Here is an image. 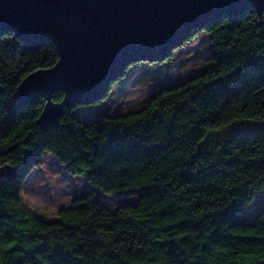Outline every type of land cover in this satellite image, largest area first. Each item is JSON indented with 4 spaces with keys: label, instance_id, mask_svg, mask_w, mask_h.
I'll list each match as a JSON object with an SVG mask.
<instances>
[{
    "label": "trees",
    "instance_id": "trees-1",
    "mask_svg": "<svg viewBox=\"0 0 264 264\" xmlns=\"http://www.w3.org/2000/svg\"><path fill=\"white\" fill-rule=\"evenodd\" d=\"M261 19L249 8L205 21L196 30L213 44L205 68L138 110L81 121L76 104L43 127L36 121L45 98L20 104L13 93L27 74L57 61L55 44L25 49L1 31L0 167L23 166L26 151L29 159L0 178V264H264V207L252 221L242 214L264 192ZM242 120L261 126L214 136ZM45 152L103 193L134 201L109 210L97 191L82 192L56 219L37 217L20 190Z\"/></svg>",
    "mask_w": 264,
    "mask_h": 264
},
{
    "label": "water",
    "instance_id": "water-1",
    "mask_svg": "<svg viewBox=\"0 0 264 264\" xmlns=\"http://www.w3.org/2000/svg\"><path fill=\"white\" fill-rule=\"evenodd\" d=\"M249 8L261 17L264 0H0V32L12 31L25 49L53 41L58 54L52 66L22 78L13 99L24 104L44 97L36 122L51 125L65 107L102 98L134 57L165 58L205 21ZM58 90L63 98L55 102ZM28 159L26 151L24 165ZM24 165L1 166L0 178Z\"/></svg>",
    "mask_w": 264,
    "mask_h": 264
},
{
    "label": "rangeland",
    "instance_id": "rangeland-1",
    "mask_svg": "<svg viewBox=\"0 0 264 264\" xmlns=\"http://www.w3.org/2000/svg\"><path fill=\"white\" fill-rule=\"evenodd\" d=\"M212 53L213 44L209 34L196 31L189 40L175 45L166 59L148 60L147 56L134 57L129 63H137L129 65L125 74L107 89L102 98L78 104L72 112L81 121H91L103 113L112 115L138 110L160 88L177 84L200 73ZM260 126L261 122L258 121H237L216 131L214 136L224 139L232 133L256 131ZM95 191L96 198L109 210H115L124 202L134 201L133 197L103 193L90 185L86 175L69 173L53 155L45 152L40 165L31 169L24 178L20 198L23 205L32 210L37 217L53 220L57 218L59 209L67 206L72 198L82 192ZM262 207L264 192H259L252 202L243 208L242 214L252 221Z\"/></svg>",
    "mask_w": 264,
    "mask_h": 264
},
{
    "label": "flooded vegetation",
    "instance_id": "flooded-vegetation-1",
    "mask_svg": "<svg viewBox=\"0 0 264 264\" xmlns=\"http://www.w3.org/2000/svg\"><path fill=\"white\" fill-rule=\"evenodd\" d=\"M262 16H264V12L262 13Z\"/></svg>",
    "mask_w": 264,
    "mask_h": 264
}]
</instances>
